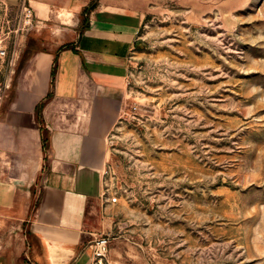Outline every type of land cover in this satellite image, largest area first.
I'll list each match as a JSON object with an SVG mask.
<instances>
[{"label":"rangeland","instance_id":"obj_1","mask_svg":"<svg viewBox=\"0 0 264 264\" xmlns=\"http://www.w3.org/2000/svg\"><path fill=\"white\" fill-rule=\"evenodd\" d=\"M29 27L0 4V109ZM108 145L92 264H264V0H152Z\"/></svg>","mask_w":264,"mask_h":264},{"label":"crops","instance_id":"obj_2","mask_svg":"<svg viewBox=\"0 0 264 264\" xmlns=\"http://www.w3.org/2000/svg\"><path fill=\"white\" fill-rule=\"evenodd\" d=\"M25 1L32 24L0 109L2 262L92 264L114 224L109 129L152 0Z\"/></svg>","mask_w":264,"mask_h":264},{"label":"built area","instance_id":"obj_3","mask_svg":"<svg viewBox=\"0 0 264 264\" xmlns=\"http://www.w3.org/2000/svg\"><path fill=\"white\" fill-rule=\"evenodd\" d=\"M33 12L32 8L26 3L25 0H22V21L24 25L30 26L32 24ZM111 202L116 201V197H110ZM109 244L108 235H101L97 237L93 243V253H92V262L101 261L107 252Z\"/></svg>","mask_w":264,"mask_h":264},{"label":"trees","instance_id":"obj_4","mask_svg":"<svg viewBox=\"0 0 264 264\" xmlns=\"http://www.w3.org/2000/svg\"><path fill=\"white\" fill-rule=\"evenodd\" d=\"M94 4H95V1H92L85 12H88L94 6ZM38 108H39V106H38Z\"/></svg>","mask_w":264,"mask_h":264}]
</instances>
